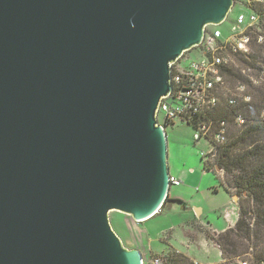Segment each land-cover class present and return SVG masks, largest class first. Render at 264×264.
<instances>
[{"label": "water", "instance_id": "1", "mask_svg": "<svg viewBox=\"0 0 264 264\" xmlns=\"http://www.w3.org/2000/svg\"><path fill=\"white\" fill-rule=\"evenodd\" d=\"M233 4L0 0V264L144 263L109 214L169 200L170 65Z\"/></svg>", "mask_w": 264, "mask_h": 264}, {"label": "trees", "instance_id": "2", "mask_svg": "<svg viewBox=\"0 0 264 264\" xmlns=\"http://www.w3.org/2000/svg\"><path fill=\"white\" fill-rule=\"evenodd\" d=\"M236 6L241 10L235 17L249 9L240 0ZM252 11L259 20L248 31L250 53L237 54L225 67L223 87L212 91L216 103L205 106L204 112L194 114L191 121L184 123L193 133L200 122L209 127L206 140L194 141L209 146L205 158L200 155L203 171L214 172L231 199L237 197V219L233 226L219 233L198 226L200 235L218 248L217 264H264V4L256 5ZM239 86L244 91H237ZM174 124L167 123L165 130ZM219 134L221 139L216 137ZM168 202L172 201L168 200L160 211ZM153 258L160 259L162 264H195L173 249Z\"/></svg>", "mask_w": 264, "mask_h": 264}, {"label": "rangeland", "instance_id": "3", "mask_svg": "<svg viewBox=\"0 0 264 264\" xmlns=\"http://www.w3.org/2000/svg\"><path fill=\"white\" fill-rule=\"evenodd\" d=\"M240 10L236 6L229 12L226 21L216 26L223 35L228 34L231 20ZM197 55V51L189 54L193 59ZM158 120L161 121V116ZM166 134L169 174L178 177L183 172L187 180L179 187H170L169 197L177 198L181 204L168 202L160 214L143 224L145 227L139 226L140 223H136L130 216L112 212L109 214L111 228L127 249L141 247L148 254L151 251L157 254L173 249L204 264L217 263V249L212 244L202 246L197 225L217 231L232 226L237 216L236 205L221 185L219 177L214 172L203 171L200 152H208L209 146L204 142L195 144L192 129L184 124L175 123L172 128L166 129ZM195 209L201 210V216L198 215L200 218L194 212ZM128 222L132 225L134 236L131 248L128 247ZM188 238L197 242L192 243Z\"/></svg>", "mask_w": 264, "mask_h": 264}, {"label": "built area", "instance_id": "4", "mask_svg": "<svg viewBox=\"0 0 264 264\" xmlns=\"http://www.w3.org/2000/svg\"><path fill=\"white\" fill-rule=\"evenodd\" d=\"M237 1L234 0L231 11L236 7ZM240 1L248 4L249 9L246 8L247 12L236 15L228 34L223 36V33L215 28L216 26L206 27L201 44L192 50L198 52V57L193 59L189 56L190 52H186L170 65L171 91L160 100L156 112L160 125L165 127L167 123H188L194 114L204 112L205 106L214 105L217 98L212 91L223 87L222 72L225 67L233 62L237 54L247 56L250 53L251 37L248 31L255 27L259 20L252 9L255 8V4H264V0ZM261 41L262 39L259 38L258 42ZM237 91L242 92L244 89L239 86ZM160 116L161 121L158 120ZM242 122L239 120V123ZM209 134V127L206 123L200 122L193 133V140L197 142L201 139L206 140ZM216 137L221 139L220 134ZM207 153L201 151L200 155L205 158ZM182 182L181 177L169 174L170 187H179ZM143 264H162V262L158 258H153L149 263ZM239 264L248 263L239 262Z\"/></svg>", "mask_w": 264, "mask_h": 264}, {"label": "crops", "instance_id": "5", "mask_svg": "<svg viewBox=\"0 0 264 264\" xmlns=\"http://www.w3.org/2000/svg\"><path fill=\"white\" fill-rule=\"evenodd\" d=\"M178 177H183V182H187V180H186V177H185V174H183V172H181L179 175H178ZM182 182V183H183ZM169 201H172V202H170V203H173L174 205H178L176 202L177 201H179V200H177V198H170L169 197ZM173 201H176V202H173ZM235 204V203H234ZM195 210H197L198 211V213H199V215L201 216V210H199V209H195ZM161 213V211L158 213V214H160ZM158 214H156L155 216H153L152 218H154V217H156ZM152 218H150V219H148V220H146V221H144V222H142V223H140V225L139 226H143V227H145L144 225L146 224V223H148L150 220H152ZM197 218V217H196ZM200 218V217H199ZM198 218V219H199ZM236 219H237V216H236ZM236 221V220H235ZM235 221L233 222V225H234V223H235ZM131 223H129L128 222V228H127V231H128V233H129V235H130V238H129V240H128V247L129 248H131L132 247V245H133V241H134V236H133V234H132V225H130ZM144 224V225H143ZM232 225V226H233ZM197 226H202L201 224H198ZM131 227V228H130ZM231 227V226H230ZM229 228V227H228ZM227 228H222V229H220L219 231H217V230H215V229H211L213 232H215V233H219V232H223L224 230H226ZM143 232H144V230H143ZM202 239H201V243L203 244L202 246H204V247H208V245L209 244H212L211 242H209V241H207L204 237H202V235H199ZM188 240L190 241V242H192V240L190 239V238H188ZM197 242V240H195L194 242H192V243H196ZM212 246L214 247V248H216L217 249V251H218V255H219V262H220V252H219V250H218V248L214 245V244H212ZM133 249H135V248H133ZM137 250H139L140 251V253L142 254V257H143V261H144V263H149L150 261H151V257L152 256H156V255H160V254H163V253H166L168 250H165V251H162L161 253H157V254H155V253H153L152 251H151V253L150 254H148V252L145 250V249H143V248H141V247H137ZM170 250V249H169ZM185 256V255H184ZM185 257H187L189 260H191L192 262H194L195 264H204V263H201V262H199V261H197V260H195V259H192V258H190V257H188V256H185ZM219 262H217V263H219ZM217 263H205V264H217Z\"/></svg>", "mask_w": 264, "mask_h": 264}, {"label": "flooded vegetation", "instance_id": "6", "mask_svg": "<svg viewBox=\"0 0 264 264\" xmlns=\"http://www.w3.org/2000/svg\"><path fill=\"white\" fill-rule=\"evenodd\" d=\"M179 205V204H178Z\"/></svg>", "mask_w": 264, "mask_h": 264}]
</instances>
